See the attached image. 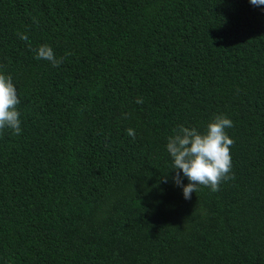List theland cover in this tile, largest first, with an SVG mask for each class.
Masks as SVG:
<instances>
[{
  "label": "trees",
  "instance_id": "obj_1",
  "mask_svg": "<svg viewBox=\"0 0 264 264\" xmlns=\"http://www.w3.org/2000/svg\"><path fill=\"white\" fill-rule=\"evenodd\" d=\"M0 73V264H264V6L0 0ZM217 114L234 179L185 199L168 137Z\"/></svg>",
  "mask_w": 264,
  "mask_h": 264
},
{
  "label": "clouds",
  "instance_id": "obj_2",
  "mask_svg": "<svg viewBox=\"0 0 264 264\" xmlns=\"http://www.w3.org/2000/svg\"><path fill=\"white\" fill-rule=\"evenodd\" d=\"M254 6H264V0H250ZM22 40L28 41V36L18 33ZM29 48L31 43L29 42ZM36 58L50 62L53 67H59L64 57L57 59L53 49L48 44H42L35 49ZM138 97L136 103H143ZM21 100L10 75L0 73V132L10 129L14 135L21 133L20 113L17 106ZM233 127V121L223 114L214 115L207 123L203 133L195 127L179 125L174 134L168 137L167 151L173 158L176 169L174 182L183 189L185 199L191 198V193L197 191L198 185L209 187L217 192L223 181L234 179L231 174L232 162L230 146L234 140L230 138L226 129ZM127 134L133 139L135 131L127 129ZM187 177L189 183L184 185L181 179Z\"/></svg>",
  "mask_w": 264,
  "mask_h": 264
}]
</instances>
